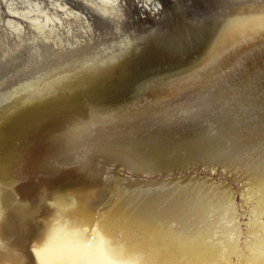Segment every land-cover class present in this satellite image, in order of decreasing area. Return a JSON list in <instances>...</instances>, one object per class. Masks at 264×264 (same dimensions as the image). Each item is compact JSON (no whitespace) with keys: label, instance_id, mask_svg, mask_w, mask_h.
<instances>
[{"label":"water","instance_id":"1","mask_svg":"<svg viewBox=\"0 0 264 264\" xmlns=\"http://www.w3.org/2000/svg\"><path fill=\"white\" fill-rule=\"evenodd\" d=\"M146 1L179 42L2 34L0 264H111L101 230L119 264H264V0Z\"/></svg>","mask_w":264,"mask_h":264},{"label":"bare ground","instance_id":"2","mask_svg":"<svg viewBox=\"0 0 264 264\" xmlns=\"http://www.w3.org/2000/svg\"><path fill=\"white\" fill-rule=\"evenodd\" d=\"M44 1L0 0V38L6 30L12 31L13 36L17 29L23 31L20 26L26 25L27 22L36 24L26 27L29 32L35 31L37 35L42 33L54 41H60L65 33L67 38L75 42H80L78 38H82L89 41V46L95 48L100 46L101 42L117 44L132 36L144 38L146 34L159 35V32L156 33L159 25L165 22L166 18H174L177 14L176 9L171 11L167 5L155 1L148 3L146 0H140L144 6L138 9H135L136 0ZM147 29L150 31L144 33ZM127 30L134 35L126 39L124 33Z\"/></svg>","mask_w":264,"mask_h":264},{"label":"rangeland","instance_id":"3","mask_svg":"<svg viewBox=\"0 0 264 264\" xmlns=\"http://www.w3.org/2000/svg\"><path fill=\"white\" fill-rule=\"evenodd\" d=\"M44 1V0H43ZM45 2V1H44ZM182 12H183V10H181L180 12H179V14L177 15V16H175L174 18H166V20H165V22H163L161 25H159V29H161V30H159V33L158 34H160V35H165L164 37H159V38H156L155 37V34L153 33V34H146L145 36H150L151 38H153L154 39V41L156 40V42H159V41H162L164 38H167V36H168V38H169V40L171 41V42H176V41H180V38H178L175 34H174V36H173V33H170V31L172 30V28L174 27V25H175V22H174V20H175V18H178L179 20H181L182 18H183V14H182ZM150 30L149 29H147L146 31H144V33L145 32H149ZM170 33V36H169V34H168V32ZM125 34V38H128V36L130 37V36H132V35H134V34H132L131 33V31H129V30H127L126 31V33H124ZM137 37L135 36H132V37H130V38H128L129 39V41L128 40H126V41H122V42H125L128 46H134L135 47V44L136 43H138L139 42V39H136ZM135 40V41H134ZM102 43V42H101ZM104 43H102V45H103ZM114 44H116V42L114 43ZM101 45L100 46H97V47H95L96 49H100L101 50ZM94 48V49H95Z\"/></svg>","mask_w":264,"mask_h":264},{"label":"snow or ice","instance_id":"4","mask_svg":"<svg viewBox=\"0 0 264 264\" xmlns=\"http://www.w3.org/2000/svg\"><path fill=\"white\" fill-rule=\"evenodd\" d=\"M100 237H101V240H102V244L100 246V248L98 249V251L105 255V256H108L110 259H111V264H119V261L116 260L114 257H112L108 247H107V244H108V239H107V236L105 233H103V231L101 230L100 231ZM51 239V237H50Z\"/></svg>","mask_w":264,"mask_h":264}]
</instances>
